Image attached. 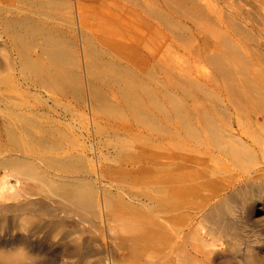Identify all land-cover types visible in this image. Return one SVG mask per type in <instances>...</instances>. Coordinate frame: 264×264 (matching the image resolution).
I'll return each mask as SVG.
<instances>
[{"label":"rangeland","instance_id":"374dc122","mask_svg":"<svg viewBox=\"0 0 264 264\" xmlns=\"http://www.w3.org/2000/svg\"><path fill=\"white\" fill-rule=\"evenodd\" d=\"M208 1L212 11L205 16L200 6L178 0H0V160L24 155L38 172L33 177L0 167L11 187L0 194V264L138 263L137 236L122 229L136 216L140 190L137 109L135 98L124 94L126 78L136 92L142 79L161 105L172 107L176 101L201 103L190 94L220 90L216 54L238 73L245 65L249 73L264 74V59L254 57L264 37V10L253 8L255 0H238L232 11L222 0ZM197 2L204 8V0ZM234 11L255 40L232 27ZM25 17L58 27L74 55L68 64L76 76L72 85L47 88L36 81L22 53L48 61L44 38L30 34L21 41L7 25L8 18ZM142 96L152 109L147 92ZM11 126L18 143L11 141ZM63 160L76 165L62 170ZM45 174L90 184L94 204H71L41 180ZM40 199L32 208L25 204ZM258 208L256 217H264V206Z\"/></svg>","mask_w":264,"mask_h":264},{"label":"bare ground","instance_id":"6f19581e","mask_svg":"<svg viewBox=\"0 0 264 264\" xmlns=\"http://www.w3.org/2000/svg\"><path fill=\"white\" fill-rule=\"evenodd\" d=\"M59 1L54 4L66 3ZM128 1L139 0H122ZM178 1L200 6L205 16L212 11L208 0L204 8L198 0ZM222 1L232 11L238 0ZM252 5L264 10V0ZM236 13H229L232 27L255 40L253 30L242 25ZM7 25L21 41L30 34L44 38L48 61L41 55L32 58L26 50L22 53L39 84L47 88L72 85L76 76L68 64L74 55L63 44L57 26L30 17L8 18ZM229 46L240 55L235 44ZM256 46L255 59H264V37ZM212 60L224 79L219 91L189 95L201 103L182 105L175 100L172 107H165L142 79L138 80L140 92L130 77L125 80L124 94L135 98L137 109L134 133L140 190L134 197L136 216L126 218L122 229L137 236V264H264V217H256L258 205L264 206V74L249 73L245 65L238 73L222 54ZM144 92L155 108L145 107ZM9 129L11 141L18 143L16 128ZM26 157L4 158L0 167L37 176L34 162ZM75 165L73 160H63L60 167L69 170ZM41 180L77 207L94 204L95 192L88 183L46 174ZM10 190L7 177H0V194ZM41 201L25 204L32 208ZM254 225L262 227L247 232Z\"/></svg>","mask_w":264,"mask_h":264}]
</instances>
